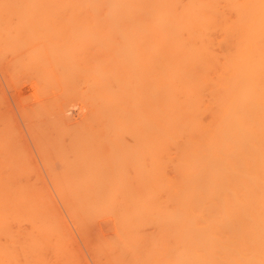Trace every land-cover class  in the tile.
Returning a JSON list of instances; mask_svg holds the SVG:
<instances>
[{"label": "bare ground", "instance_id": "1", "mask_svg": "<svg viewBox=\"0 0 264 264\" xmlns=\"http://www.w3.org/2000/svg\"><path fill=\"white\" fill-rule=\"evenodd\" d=\"M81 5L88 9V19L98 31L96 37L99 43L96 42L100 44L99 51L96 47V52L99 53L96 60L98 75L93 78L95 83H88L90 90L92 84H96L92 89V92L94 89L96 92L95 101L94 96L91 97L93 100L90 99L96 104V118L93 116L96 125L93 126H96L97 131L93 130L97 134L93 135L96 137L94 141L98 144V150L100 149L99 154L100 151L107 153L110 150L108 155L112 153L110 157L115 160L111 161L109 157L110 163L113 162L109 168V164L105 165L109 163L105 161L108 159L107 154L104 153L105 157L102 154L106 158L103 161V157H97L100 160L96 158L98 166L93 165L95 157L88 156L91 161L86 159L95 167L90 169L89 161L85 165L88 170L95 172L89 170L90 174L87 171L83 174L82 170L83 175L77 179L78 182L75 177H71L74 174H71L68 177L72 181L68 178L67 182L61 183L63 177L67 176L65 170L62 174L65 167L60 169L63 177L60 170V176L57 171V174H49H52L50 178L58 176L62 180L60 185H72L74 180L75 188L83 184L86 186L88 180L91 181L88 182L91 187L92 182L102 183L100 187L94 185L104 195L103 198L101 193H97V198L108 201H104L102 208L97 207L99 204L101 206L103 199L101 202L96 198L94 187H90L93 191L88 192L89 196L86 193V197H83L84 191L79 189L82 192L79 197L86 198L85 202L77 199L78 191L74 189L77 192L76 200L89 203L87 205L81 202L68 204L63 194L67 190L61 189L65 205L68 204L65 209L75 224L80 223L76 224H79V230H83L82 215L85 221H90L87 220L90 219L87 215L89 208L92 216L99 208L111 213H101L99 209L102 217L101 214L97 216L100 219L109 214L114 217L116 214L115 223L112 221L116 228L113 234L116 236L113 235L114 239L109 237L112 239L109 241L107 237L110 234L104 233L105 239L110 243L114 242L101 245V241L97 243L99 245H95L97 247H93L96 251L90 246L93 254L96 255L97 252L94 258L101 260V264H264V0H89ZM88 127L91 129V126ZM78 128L75 131L79 133ZM82 129L80 132L85 133L87 128L84 131ZM79 135H75V139H81ZM84 135L88 136V133ZM125 137L133 139L132 145L129 142L126 144ZM100 141L103 142L101 145L103 144L104 149ZM107 142L112 144L111 147ZM127 145L132 146L131 149L135 150L132 149V153L139 156L140 162L137 159L129 161L132 155L129 153L127 156L130 151H127ZM69 146L74 148L71 144ZM112 148L115 150H111ZM82 150L84 151L83 148ZM121 152L126 158L130 157L126 164L135 168V171L133 168L129 171L134 172V175L138 173L133 178L129 172L131 179L127 181L126 168L129 166L123 162L125 157ZM113 153H118L117 157ZM84 159L83 163H86ZM99 161L103 167L99 166ZM117 161L119 164H115ZM76 162L73 164L76 165ZM81 166L86 169L84 164ZM167 167L172 169L168 168L172 175L167 174ZM12 174L21 179V176ZM84 178L87 179L86 182ZM11 179L1 178L0 187H5L6 182L8 189L14 184L23 189L28 185L23 186L27 182L24 183L25 180L22 184L21 180L13 183ZM59 180L53 182L56 189L57 186L62 187L57 185ZM118 182L124 188L121 185L118 187ZM113 183L114 189L118 191L112 190L111 193ZM109 184L111 196L107 189L104 191ZM22 188L23 193L25 191ZM16 190L17 193L19 188ZM1 192L0 237L5 241L2 244H7H0V264H19L21 259L25 261L24 264H36L39 257L33 259L32 251L35 257V247L38 250L39 245L44 246L39 244L41 240H38L39 245H35V238L47 236L46 239L51 240L56 236L51 234L55 226L51 228L48 225L47 219L50 220V217L42 207L40 212L45 216L36 217L39 204L34 203L35 200L20 197L21 194L19 198L7 197L6 194L2 196ZM115 194L118 197L122 195V203L120 198L119 202L116 201ZM1 197H6L7 200L10 197L13 203L9 199L10 206L7 207L6 203H1ZM95 198L100 202L94 200L96 203H91ZM68 199L70 203L72 198ZM110 199L116 202L113 207L110 204L114 202ZM27 200L38 206L34 207L33 203L30 206L27 205L29 203L25 204ZM19 202L24 205H19ZM31 218V222L36 220V224L32 223V232L23 235L24 241L19 243L20 236L16 238L14 234L22 233L9 232L6 224L10 225L15 220L28 221ZM97 223L99 222H94L93 225ZM93 225H90L94 228L93 231L99 227ZM144 226H147L146 229L151 226V230H145ZM104 229L102 228V232ZM56 231L60 230L56 228ZM99 231L92 233L90 229L87 235L91 237L90 233L95 235ZM145 231L149 233L146 234ZM108 232L107 229L106 233ZM81 234L86 237L85 232ZM15 239L19 241V245ZM89 241L86 243H90ZM49 244L53 247L54 243L51 240ZM47 245L45 244V248ZM31 257L37 261L32 262ZM22 262L21 260L20 263Z\"/></svg>", "mask_w": 264, "mask_h": 264}, {"label": "rangeland", "instance_id": "2", "mask_svg": "<svg viewBox=\"0 0 264 264\" xmlns=\"http://www.w3.org/2000/svg\"><path fill=\"white\" fill-rule=\"evenodd\" d=\"M86 1H89V0H0V179L1 178L3 179V177H5V179H6L8 177L9 179L12 178L11 180H13L12 181L13 183H15V181H20V180H21L20 182H22L23 180H25L24 183L26 181L28 182V183L26 182L23 185L25 187V185L28 184L24 189L22 188V186H20L22 188V190L25 191L23 193H22L20 187L15 186L17 184H14L13 187L10 185V189H8L6 187L7 182H6L5 187L4 186L2 187V185H1L0 189L2 188L1 189L2 192H1V190H0V192H1L2 196H3V194H4V196L6 194L7 197L8 196H13V197L17 196L18 197L21 194L20 197L24 196V197H27L29 199L31 198L32 199L31 201L35 200L34 203L39 204V207L37 208L38 211H37L36 217L37 216H39V218L44 217L46 214L47 216L50 217V220L52 222V224H51L50 220H48L49 218L47 219V217H46L48 225H51V228L53 226H55L52 228L53 231H56V228H58V231L60 230L59 232L56 231V233L55 232L53 233V231L51 232L52 235L56 234V236L54 238L50 235L52 237V239H51L52 243H54L53 247L51 246L52 244H49V242H51V240L48 241L46 239L47 236L35 238V241H36L35 245L41 244L44 246V248H43V247H40V245H39V247H38L39 251L37 250V246L35 247L36 253L39 252L37 254L38 256H36V253H35V257H34L33 256L34 251H32L33 255L32 254L31 255H32L33 259H35V258L37 259L38 257L44 258V260L41 259V260H43V262L39 258H38V262H36L37 260H33L31 257V259L33 260L32 262H36V264L40 263L39 261H41L40 264H87V262H88V264H92V263L98 264L101 260L99 261L96 258H94V257H96L97 252H96V255L93 254L91 252L92 251L91 247L93 250H95L94 248L97 247L95 245H99L97 243H99L101 241H102L101 242L102 244L100 243L101 245H103V244L107 245L108 243H110L109 241L114 239L113 235H115V234H113V232L116 231V228L113 227L115 225L114 224L115 223L114 220H115V216H116L115 212L113 213V214H115V216L113 217V215L112 216L110 215L111 213L109 211H104V210L99 208L101 213H103V211H104V213L105 212L110 213L109 215H107L108 217L111 216L109 218L107 216H104L103 218L105 220L103 218H101L104 220V221L103 220L101 221L100 217H98L101 214L99 209H97L98 211L95 210L92 213V214H94L92 216V215H90L91 214L90 211H92V210L89 208L87 215H89L88 217H90V219L88 217H86V218H88L87 220L92 221V223H90V221H88V222L85 221L86 219L84 218V216L83 215L81 216V214H80V216L82 217V221H84V222H82V223H84V224H82L84 231L82 230V228H80V230L82 231V232H80V230L78 228L80 223L76 222V224L79 223L78 225H76L75 222L73 221V219H71V217L69 216L70 214L65 209L66 205L71 204V203L77 204V203L81 202L82 204H85V205L89 204V203L86 204V203L82 202V200L84 201L86 198L82 199L81 198L82 196L79 197L80 196L79 194L82 193L81 191H79V189L84 191L83 197H86L88 192L90 193L93 191V190L91 191V189H92V187H94V185H97L100 187V186H102V183L100 181H99L100 183H97V181H96V183L92 182L93 186L91 187L90 186L91 181L88 180V182H90V183H88V182H86L87 179L84 178L85 182L87 183L86 186L88 185L87 187L89 189H87L86 186H84L85 184L81 185V186L85 187L84 189H82L83 187L80 188L81 186L80 187L78 186V188L77 187L75 188L73 186L76 182H78L77 179L79 177H82V175L85 173V171L89 172V170L92 169L90 167H93V168L95 167V166H93L96 164L95 160H97V159L100 160V158L103 157L102 154H104V153L108 155V152H110L109 146L111 147V145H112V144H109L110 142H107L109 144V146L107 145L108 146L107 148L109 151H107V153L105 151L104 152L100 151V154H99L98 151L100 149L98 150V146H97L98 144H96V142H95L96 137L93 136V135L97 134L94 131L97 128H96V126H93V125H96V124H94L96 121V119H95L96 114H94L95 109H96L94 107L96 104L95 105L93 104V101H95L96 96H94V92H95L94 90L95 89L93 90V92H92V89L96 87V84H94L96 80H94V79L98 75L97 74V67H96V64H97L96 60L98 57L97 54H99L98 52H96L97 51L96 47L98 48V46H100V44H98L99 41L97 40V37H96V33H98V31L95 30L94 24L91 23L88 19V16H87L88 13L86 12L88 9L85 6L81 5L82 2H86ZM77 4H78V6H77ZM96 41H98V43ZM98 51H99V48H98ZM91 81L94 82L93 83L94 85L92 84V88L90 90L91 86L89 84L92 83ZM88 96H89V98H88ZM91 97H93L94 100ZM90 99H92L93 101H91ZM90 103H92L93 108H91L92 105ZM93 109H94V111H93ZM87 110H90V111H87ZM91 115H92V117H91ZM93 116L95 118H93ZM55 121H57V122H55ZM84 121H86V123ZM50 122L52 125H50ZM60 122H62V123H60ZM89 122L90 123L92 122L91 123L92 125L88 124ZM67 124H68V126H67ZM84 124H86V125L88 124V125L84 126ZM74 125H75V128H74ZM88 126H91V129ZM76 127H79L78 130L80 129V127L84 128V129L86 127L88 130L85 129V131H84V129L81 128L82 131H84L85 133L80 132L81 129L79 130V133H78V131H75ZM93 127H95V128H93ZM86 130L88 131L87 132L88 136L84 135V134L87 135ZM42 132L46 135H44ZM76 132H77V134H74ZM40 133H42V134L40 135ZM75 135H79V137L81 139L85 136L86 139L83 138L81 140L78 137H76V139H75V137H74ZM82 135H84V136L82 137ZM128 136H130V135H128ZM130 137L129 138L125 137V140H126V144H128L127 142H129L132 145L133 139ZM73 138L76 141H74ZM92 138H94V139H92ZM91 140H93L92 141L93 145L91 144ZM57 141H58V143H57ZM73 142H75L78 146ZM101 142L102 141H100V145H101ZM68 143H69V145L70 144L72 145L71 147L74 146V148H69L70 146L68 145ZM83 143H85V144H83ZM97 143H99V141ZM41 144H42V146H41ZM100 145H99V147H100ZM113 145H115V144H113ZM101 147L102 148L104 147L103 144L101 145ZM116 147L117 146H115V148ZM131 147L129 145H127V147H126V149L129 148V149H127V151H129V150L131 151V152L130 151L128 152V155L126 154L127 151L125 152V155H127V156H129V153H130V155H132L131 159H129L130 157L126 158L124 153L121 152L124 155V157L126 158L125 159L122 156L124 158L123 162H125V164H126L127 159H129V161L137 159L138 160L137 162H140L139 156H134L135 154H133V153L135 150L132 148L134 150V151H132ZM134 147H135V145H134ZM82 148L84 149V151L82 150ZM86 148H88V150L90 152ZM102 148H101V150L104 149V148L103 149ZM115 148H112L111 150H113V149L115 150ZM53 150H55V151H53ZM116 150H117L116 152H118V149H116ZM85 151L87 154L84 153ZM121 151H122V148H121ZM97 152H98L99 156H97L98 155ZM91 153H92V155H91ZM118 153H120V152H118ZM118 153H113V154L116 156ZM105 154H104V157H105ZM110 155H112V153L109 154L107 156L108 159L105 160L106 163L107 162H109V163L105 164L103 162V164H105V165L109 164V166H110L113 163V162L110 163V160L111 161L115 160V158L111 159ZM88 156L89 157L92 156L90 158L95 157V159H93V162H94L93 165L90 162L91 159ZM78 157L81 158V160H80L81 162L79 161L80 158H78ZM84 157H85V159H84ZM97 157H100V158H97ZM104 157L101 158L102 159L101 161H103V159H106ZM109 157H110V160H109ZM75 158L78 161L74 160ZM86 158H89L90 161L87 160ZM119 158H121V157H119ZM83 159L86 160L85 161L86 163H83L84 162ZM116 160H117V158H116ZM122 160L120 159V161H122ZM69 161H71L73 163H74V161L75 162L77 161L76 165H74L75 163L74 164L71 163V164H73L74 168L70 164ZM87 161H89V163H90V166H89L90 169L89 170L86 166ZM101 161H99L98 163H99L100 167H103L102 165H100L102 163ZM81 163H83L84 166L86 167L85 170H84V168H81L82 167L81 165H83ZM117 163L119 164V161H117L115 164H117ZM127 163L130 164L132 162H127ZM66 164H67V166H63V167L61 166V165H66ZM70 165H71V168H70ZM122 165H124V164L122 163ZM122 165H120V166L125 169L126 166L124 167ZM126 165L130 167V165H128V164H126ZM111 166L109 168H111ZM129 167L126 168L127 169L126 171L128 173V175L127 174L126 175L128 176V178L126 176L125 181H127V179L130 180L131 178H129V177L131 175L134 178L138 174V173H136L134 175V172L129 171V169L132 170L133 167H130V168ZM66 168H68V169H66ZM168 168L169 167H167V174L169 173ZM171 168H169V170H172ZM60 169H63L62 174H64V170H65V173L67 174V176L62 175L61 174L62 170H60ZM69 169H72L73 171L69 170ZM134 169L135 168H133V170ZM137 169L138 168H136V170ZM58 170H60V172ZM75 170H76V172H75ZM82 170H83V174L81 173ZM6 171H8L10 174H8V172H7V174H5ZM16 171H18L19 174H17ZM56 171H57V173L59 172L62 175L61 177L64 176L63 181L59 180L60 178H57L58 176H56V177L54 176L55 178H50L52 176V174H49V173L57 174ZM90 171L95 172L94 170H90ZM110 171H111V169L108 170V172H110ZM126 171H124V173H126ZM12 172L15 173L14 175L17 174V175H19V177L21 176V179L16 177V176L14 177ZM91 172H89V174ZM129 172H131L130 176H129ZM21 173H23L22 175H25V177L27 176V178L29 180H32V182L34 184H32L31 181L29 182V180H26L27 178L20 175ZM59 173H58V175H59ZM124 173H123V175H124ZM71 174H74V176H71ZM77 174H78V177H77ZM169 174H171V172ZM68 176H71L73 178L75 177L74 179H76V182L73 180V184L71 183L72 185H70L69 182H68L69 183L68 185H67V183H65V185L64 184L60 185L59 183L61 181H62L61 183L67 182L66 179H68V178L72 181V178H70ZM22 177H23V179H22ZM40 177H42V178H40ZM115 177L116 176H114V178ZM56 179L59 180L57 182V185L59 184L60 186H62V187L57 186V189H58V191H60V193L57 191L56 187L53 185V182H56ZM81 179H83V178H81ZM81 179H79V180L81 181L80 183L82 184ZM111 179H113V178H111ZM20 182L19 183L17 182V183L20 184ZM115 182L117 183V181H115ZM30 183L35 187L31 186ZM22 184H23V182H22ZM126 184L124 183V185H126ZM69 185L71 186V188ZM77 185H80V184H77ZM117 185H118V187H119V185H121L120 187L123 186L119 182ZM127 185H130V184H127ZM75 186H76V184H75ZM103 186H104V184H103ZM108 186H110V184L106 185L107 188L102 187V188H105L104 189L105 192H106V189L108 192L110 191L109 188L111 186L109 188H108ZM113 186H114V183H113L112 189L110 191L111 193H113L112 190H114L115 192L117 190V189L115 190ZM90 187H91V189H90ZM99 187H94L95 189L93 188L94 193L96 195V198L98 197L97 193L102 194V192H103V191L102 192L99 191V189H100ZM115 187H117V186L115 185ZM16 188L17 189L19 188V191L17 193H16V191H17ZM44 188H45V190H44ZM62 188H64V191L65 190H67V191L64 193L61 192ZM122 188H124V187H122ZM25 189H27V190H25ZM74 189H75V191H78V195H77V192L74 191ZM85 190H87V192H85ZM88 190H90V191H88ZM73 191L75 192V194ZM7 192L9 195L7 194ZM119 192H120V190H119ZM61 193L65 194L64 197H65V199L67 198V201L61 196L62 195ZM111 193L109 194L110 196L112 195ZM69 194H70V196H69ZM85 194H86V196H85ZM117 194H115V196H117ZM28 195H29V197H28ZM76 195H77V199L80 198L82 200L81 201L76 200ZM109 195H107V196L110 197ZM88 196H89V194H88ZM102 196L104 198L103 194H102ZM120 196L122 198V195H120ZM120 196L119 197L117 196L118 199L116 197V201L118 200V202H119L121 200L120 203H122V199L120 198ZM161 196H162V194H161ZM69 197L72 198V199H70V203H69V199H68ZM90 197H92V195ZM113 197H114V195H113ZM5 198L1 197V203L3 201V203H6L7 207H9L10 205H9L8 200L9 199L11 200V198L9 197L8 200ZM96 198L93 199V201H91V203L95 202L94 200H96V202H100L103 199L102 197H100L102 199L97 198L98 200H100V201H97ZM119 198H120V200H119ZM74 199L77 202H75ZM87 199H90V198H87ZM20 200H22V202L24 201V199H20ZM28 200L25 204L29 203V204H27L29 206H30V204L31 205L34 204L33 202H32L33 203L32 204L31 201L28 202ZM64 200L68 204L65 205ZM110 200H112V199H110ZM18 201H19V199H17V202ZM25 201H26V198H25ZM104 201H106V199L105 200L103 199V202L101 201L102 202L101 206H100V204L98 206L97 205H95V206L102 208L103 204H105ZM114 201L112 200V203ZM162 201H163V198H162ZM22 202H19V205L23 204ZM54 202H55V204H52ZM87 202H89V200ZM106 202H108V201H106ZM12 203H13V201H12ZM110 203H111V201H110ZM115 203L116 202H114L113 204H110V205L112 206ZM36 204H34V207L38 206V205L35 206ZM57 204H58V206H57ZM90 206H92V204H90ZM106 206H107L106 208L108 210V203H106ZM41 207L45 210V212H44L45 214L40 212V210H42ZM92 207L94 208V205ZM113 211H115V210H113ZM89 212H90V214H89ZM101 217H102V214H101ZM32 218H35V217H32ZM32 218L28 221L27 220L26 221L21 220V221L17 222L15 220L13 222L11 221L12 223L10 225L6 224L9 226L8 228L6 227L9 232L14 231V233H16V232H19L20 234L22 233L21 235H19V234L15 235L13 233L14 236H16V238L20 236L21 242H19L20 240L18 238L19 243H22V240L24 241V238H25L24 236H26V234L28 235V233L32 232V230H31L32 225L34 223L36 224L35 219H33V220H35L34 223L31 222ZM91 218H92V220H91ZM97 218H99V219L97 220ZM63 219H65V220H63ZM107 219L108 220L110 219V221H109L110 223L108 222ZM97 221L99 222V223H97L98 225L97 224L93 225V223L94 222L96 223ZM27 222H28V224H27ZM86 222H87V224H85ZM88 223H90V225H93V227L99 226L97 229L95 228L96 231L100 230V228H101L100 226H102L103 229H104V227L108 226L107 229L110 233L109 232L106 233L107 232L106 228L104 229L105 232H104V230L102 232V228H101V231H99V234L97 232L94 233L95 235L90 233V235H91V237H90L87 234L90 232V229L92 232L94 228L92 229V226H90ZM101 223H102V225H100ZM104 223H106V224H104ZM144 227H145V230H151V226H150V229L149 228L146 229L147 226H144ZM49 228H50V226H49ZM110 228H113V229H110ZM10 229H11V231H10ZM85 230H87V231H85ZM143 231H144V229H142V232ZM83 232H85L86 237L84 236V234H81ZM100 232L102 234H104V233L107 235L110 234L107 237V239L109 241L107 239H105L106 238L105 234L102 235ZM147 232L145 231L144 233L148 234L149 232L148 233ZM98 235H100V236H98ZM2 236L6 237L5 235H2ZM93 236H94V238H93ZM109 237L110 238L113 237V238L110 239ZM1 238L2 237H0V239ZM98 239H101V240L99 241ZM38 240H41V241H39L40 243L38 242ZM95 240H97V241H95ZM3 241H4V239L1 240V243H0L1 245L7 244V243L2 244ZM86 241L90 242V243L87 242L89 244L88 245L89 249L86 246L87 245ZM6 242H7V240H6ZM16 242H17V240H16ZM18 242H17V244H18ZM113 242L114 241H112L111 243H113ZM17 244H16V246L19 245V244L18 245ZM45 244H48L47 248H45L46 247ZM16 246H15V248L19 249V247H16ZM56 247H58V248H56ZM54 248H56V249H54ZM43 251H44V254H43ZM15 252L17 254V251H15ZM40 254H41V257L39 256ZM21 258L22 257H20V259ZM99 258L102 259L101 257H99ZM95 259H96V261H99V262H96ZM21 260L23 261L22 263L24 264L25 261L23 259H21ZM21 260L18 261L19 264H22V263H20ZM50 261H51V263H49ZM101 263L102 262H100V264ZM33 264H35V263H33Z\"/></svg>", "mask_w": 264, "mask_h": 264}]
</instances>
